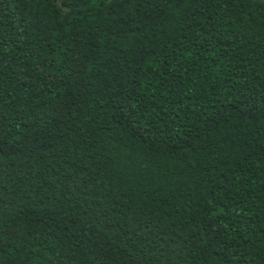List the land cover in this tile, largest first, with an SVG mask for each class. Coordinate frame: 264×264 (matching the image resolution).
<instances>
[{"label": "trees", "instance_id": "1", "mask_svg": "<svg viewBox=\"0 0 264 264\" xmlns=\"http://www.w3.org/2000/svg\"><path fill=\"white\" fill-rule=\"evenodd\" d=\"M0 264H264V0H0Z\"/></svg>", "mask_w": 264, "mask_h": 264}]
</instances>
